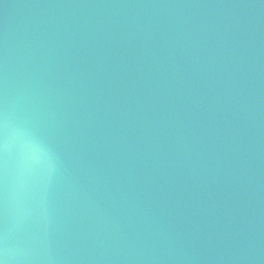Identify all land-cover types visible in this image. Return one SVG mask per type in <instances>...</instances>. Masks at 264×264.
Returning <instances> with one entry per match:
<instances>
[{
  "label": "water",
  "instance_id": "95a60500",
  "mask_svg": "<svg viewBox=\"0 0 264 264\" xmlns=\"http://www.w3.org/2000/svg\"><path fill=\"white\" fill-rule=\"evenodd\" d=\"M2 264H264V0H0Z\"/></svg>",
  "mask_w": 264,
  "mask_h": 264
},
{
  "label": "snow or ice",
  "instance_id": "6c2138e0",
  "mask_svg": "<svg viewBox=\"0 0 264 264\" xmlns=\"http://www.w3.org/2000/svg\"><path fill=\"white\" fill-rule=\"evenodd\" d=\"M0 264H2V262H0Z\"/></svg>",
  "mask_w": 264,
  "mask_h": 264
}]
</instances>
